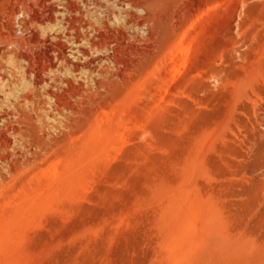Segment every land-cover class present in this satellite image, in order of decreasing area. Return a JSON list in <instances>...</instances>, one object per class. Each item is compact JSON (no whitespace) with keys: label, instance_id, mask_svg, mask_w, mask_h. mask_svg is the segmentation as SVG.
Masks as SVG:
<instances>
[{"label":"rangeland","instance_id":"obj_1","mask_svg":"<svg viewBox=\"0 0 264 264\" xmlns=\"http://www.w3.org/2000/svg\"><path fill=\"white\" fill-rule=\"evenodd\" d=\"M116 16L0 0V264H264V0Z\"/></svg>","mask_w":264,"mask_h":264},{"label":"bare ground","instance_id":"obj_2","mask_svg":"<svg viewBox=\"0 0 264 264\" xmlns=\"http://www.w3.org/2000/svg\"><path fill=\"white\" fill-rule=\"evenodd\" d=\"M102 1L107 5L108 8L112 10H116L118 12V16H116V22L118 24H123V25H127L129 23L128 20L129 17L132 16L133 12H137L139 8V0H102ZM136 27L139 28L140 26L136 24Z\"/></svg>","mask_w":264,"mask_h":264}]
</instances>
